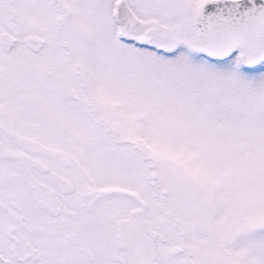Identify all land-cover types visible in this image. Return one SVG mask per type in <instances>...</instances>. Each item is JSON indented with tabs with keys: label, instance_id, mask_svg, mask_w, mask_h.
Returning <instances> with one entry per match:
<instances>
[{
	"label": "snow or ice",
	"instance_id": "obj_1",
	"mask_svg": "<svg viewBox=\"0 0 264 264\" xmlns=\"http://www.w3.org/2000/svg\"><path fill=\"white\" fill-rule=\"evenodd\" d=\"M0 264H264V0H0Z\"/></svg>",
	"mask_w": 264,
	"mask_h": 264
}]
</instances>
